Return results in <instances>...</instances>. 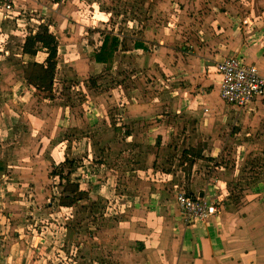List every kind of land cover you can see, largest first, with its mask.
<instances>
[{
  "label": "crops",
  "instance_id": "1",
  "mask_svg": "<svg viewBox=\"0 0 264 264\" xmlns=\"http://www.w3.org/2000/svg\"><path fill=\"white\" fill-rule=\"evenodd\" d=\"M71 1L54 4L50 0H25L23 3L21 0H17L11 18H19L20 15L30 13L33 20L41 19L40 21L45 22L47 26L50 22L53 25L70 20L69 27L73 25L78 29L82 26L79 21L73 19L78 13L71 9L65 15V18L69 20H64L61 12L65 5H72ZM229 3L226 2V5ZM215 5H218L216 0H89L87 6L82 9L87 13L92 10L96 14L93 18L84 17L90 24L89 27L92 22H118L115 27L120 32L114 31V33L125 37L130 43V46L128 44L130 49L133 48L136 41L146 42L150 46L142 67L135 63L133 58L132 62L138 67L137 74H139V82H136L135 78V84L140 90L145 89L151 92L152 98L148 97L150 93H140V97L137 99H132L131 96L128 99L127 97L123 99V102L128 105V115H124V118L128 120L126 126H130L125 130L133 148L143 149L146 145L155 147L157 151L166 148V140L174 138L171 131L156 135H152L148 131L144 138L141 137L140 132L153 116L159 114L161 116L158 118H161L164 114L172 115L174 108H170L169 104L172 103V106L178 108L177 112L181 111L179 125H175L177 135L174 139L177 142L175 148L182 150V156L185 151H194L195 153L202 151V156L209 153L210 155H206V157L213 158L214 165L218 164L217 167L210 166L209 169L213 170V175L219 179L215 188L205 187L204 181L200 179L192 180L191 184H188L186 180L188 171L184 169V166L181 167L180 159L183 158L181 156L176 161L177 167L180 168L175 181L178 180L183 184L186 191L192 196L205 197L211 201L224 200L219 215L208 221L190 223L189 225L184 222L175 224L174 218L165 222L163 216L160 215L165 211H167L166 214H170L165 206L156 208L153 214H150V211L146 214L143 213L145 217L150 215L151 221L137 222L136 219L116 221L110 231L111 235L118 237V242L121 240L123 243L112 245L111 250L114 248L117 252L104 257L100 251L94 256L82 255L86 257L83 262L90 260L89 264H264V161L254 159L257 157L256 154L249 155L248 152H243L248 149H258L261 140L257 141L254 137L248 141L241 140L243 135H248L249 128L256 130L257 127H262L259 126L261 117L259 115L253 117L251 114L252 110L264 100V97L256 100L242 111L229 107L221 98L222 79L214 66L216 62L222 61L226 57L237 55L245 58L247 63L255 65L261 76L264 77V24L260 23V21H264V17L261 14L250 16L253 20L259 21V25L256 24L255 28L252 26L251 30L244 27V30L239 20L236 21L231 15L227 16L224 13L221 16L215 15L217 10H212ZM109 6L113 7L111 11L108 10ZM125 7L127 11H124ZM193 7L204 8L203 16L200 18L202 24H199L198 18L193 16ZM114 10L116 11L108 13ZM2 16L0 14V20ZM168 21L170 22L167 25H175L170 27L171 30H174L175 38L177 40L182 38L177 44L169 41H157V39L168 38L169 28L167 25H162ZM171 21L173 22L171 23ZM215 26L221 29L219 34L232 39L220 44L215 43L214 39L205 42L202 36ZM51 28L57 36L58 31L52 26ZM6 32L5 35L2 30L1 34L0 30V180L2 182H6L8 178L5 173L6 169L10 168V161L24 154H16L15 148L6 147L5 144H2L3 141L8 139L9 135L14 136L11 141H15L19 137L26 143L31 142V145L27 144L25 147V150L26 148L29 150L34 148V141L47 137V132L51 131L49 129L51 100H39L35 96V89L27 84L24 78V69L28 57L23 55L24 41L22 45L13 43L16 41V37L12 33ZM99 32L97 34L101 38V32ZM20 35L23 36V33L21 32ZM72 36L73 34L70 35L71 38ZM183 39L187 41H182ZM199 41L204 44L200 45ZM66 47L68 50L64 52L67 55L66 64L62 66L59 61L56 74V77L59 75L60 80L68 82L79 80V83L86 80L91 85L94 82L96 87L100 74H109L103 65L96 64L94 59L88 56V50L86 57L80 58V61L85 63L88 68L81 66V72L78 73L77 66L74 64L75 59L78 58L76 57V47L72 43ZM157 50H162L161 64H155L158 69H154L152 66L148 68V62L152 61ZM62 52L59 44V58ZM10 56L13 57L10 58ZM119 56L122 55L119 54L117 57L120 66ZM45 57V52H39L36 61L43 63ZM122 58L125 57L122 56ZM90 72L93 74L90 75ZM116 74L111 75L115 76ZM152 74L157 76V84L160 82L159 77L162 78L164 76L161 75L165 74L170 85L164 91L157 92L156 85L150 84V80L146 77L149 76L153 80ZM160 93H165L166 96H163L164 94L160 96ZM136 104L139 109L133 107ZM108 112L105 110L104 114L108 115ZM181 116L184 118L181 119ZM67 118H71L70 113H67L65 119ZM187 119H190L188 132L184 131L186 125L183 123ZM67 121L70 120L67 119ZM101 121L102 128L105 126L104 124L110 122L104 115ZM238 130H241L238 132L239 134H235ZM46 140L43 143L48 144L46 147H51V143ZM81 144L84 145V143L80 142V150ZM170 149L167 148L165 151ZM219 154L223 155V166L219 164ZM155 162H157L156 166H159L155 170L163 169L164 166L170 167V161L165 162L163 157L162 160H159L157 155L154 164ZM186 165L187 163H185ZM193 166L195 171L203 164L194 162ZM215 170L220 173L217 174ZM167 171L170 170L167 169ZM164 173L168 178L169 172ZM21 176L24 179L25 176L28 177V173L21 174ZM34 180L37 181L36 178ZM0 191L5 196V203L0 205L4 208L0 212V226L7 229L9 223L7 224L5 220L1 222V218L4 216L3 212L6 215L10 213L22 214V207L27 208V206L26 203L21 202H17L15 206L10 205V197L13 196L15 199L18 197L22 200L23 198L20 193L11 192L7 185H0ZM35 191L32 190L33 196L40 200L39 193H35ZM40 192L44 196H48V193H45L43 189ZM47 208L59 214L65 211L60 207ZM98 213L103 214L102 211ZM44 217L51 221V213ZM15 226L18 228L23 225L15 224ZM55 226L51 227V231H55L56 235L52 239L53 242L59 244L61 249H64L66 244L65 250H71L73 247L71 244L76 240L63 238L68 234L66 231H69L73 226L67 223L65 227L68 226V228H55ZM83 228L85 227L80 226L79 233L85 236L82 233ZM172 229L180 232L169 233ZM82 236L78 239L79 242L83 241ZM15 237L6 244H2L0 238V264H34L35 250L27 247L19 233L16 232ZM36 238L38 237L31 238V241L37 242ZM95 242L96 250L104 247L103 240L95 239ZM116 246H119V249ZM81 247L82 245L79 246L80 249L83 248ZM68 257L66 256V259ZM114 258H116V262H114Z\"/></svg>",
  "mask_w": 264,
  "mask_h": 264
},
{
  "label": "rangeland",
  "instance_id": "2",
  "mask_svg": "<svg viewBox=\"0 0 264 264\" xmlns=\"http://www.w3.org/2000/svg\"><path fill=\"white\" fill-rule=\"evenodd\" d=\"M21 1L23 3L25 0ZM88 1L72 0V5H65L61 9L64 20H69L65 18L69 10L72 9L78 13L73 18L79 21L82 26L78 29L73 25L69 27L70 20L65 23L61 22L62 24L55 23L53 25L50 22L47 26L45 22L40 21L41 19L33 20L29 15L30 13L20 15V17L18 16L19 18H11L13 10L9 13L11 16L7 17L3 15L0 20L1 34L2 30L4 34L7 33L6 31L12 33L16 37V41L13 43L22 45L25 37L32 31L39 29L40 26L49 27L55 35L51 28L52 26L56 31L61 33L59 35L57 32V36L55 35L63 50L59 58L60 63L62 66L66 64L65 58L67 55L64 52L68 51L66 50V46L69 47L72 43L76 47V57H78L75 59L74 64L77 66V72L80 73L82 68H88L85 63L80 61V58L84 59L86 57L89 46L99 47L100 45V37L97 33L99 31H118V28L115 27L118 22L113 23V21L103 23L92 22L89 27L90 24L86 22L87 19L95 17L96 14L92 10L88 11V13L82 10L87 6ZM216 2L219 6L215 5L212 8L213 11L217 10V14L215 15L221 16L222 13L227 16L231 15L236 21L239 20L244 30L245 28H250L251 30L252 26L255 28L256 24L259 25V21L253 20L250 16L261 14L264 17V0H216ZM226 2L230 3L226 5ZM112 9L113 7L109 6L108 10L111 11ZM116 10L118 11L117 7ZM116 10L108 13L111 14ZM203 10V7H193V16L198 18L199 24H202L200 18L203 16ZM124 11H127L126 7ZM84 17L87 19L85 18V20ZM169 22L162 25H167ZM260 23L264 24V21H260ZM174 26L167 25L169 28L167 32L168 38L157 39V41H169L177 44L182 38L178 40L175 38L173 35L174 30L170 29V27ZM220 30L215 26L202 37L205 42L209 41V39H214V42L219 44L221 42H229L232 38L219 34ZM21 32L23 36L20 35ZM71 34H73L72 38L70 37ZM70 39H72L71 42H69ZM182 41L187 40L183 39ZM128 44L130 46V43ZM180 44L183 45L182 42ZM201 44H204V42H200ZM162 50L155 51L152 61L148 62V68L152 66L154 69H158L155 64H161L160 57L163 55ZM119 59L120 66L117 68V74L115 76L110 73L100 74L97 78L96 87L91 85L89 81L82 79V83H79V80L71 82L63 81L57 75L54 85V98L51 99V125L49 126L51 131L47 132V137L34 141V148L29 150L26 148L27 151L25 147H27V144L31 145V142L26 143L19 137L15 141H11V138L14 137L13 135H9L8 139H5L2 143L6 147L10 146V149L15 148L16 154L24 153L22 156H17L15 160L10 161V168L6 167L5 173L8 175V178L6 182L0 180V185H7L11 192L15 191L22 195L23 200L18 197L16 199L13 196L10 197L11 206H15L17 202H21L26 203L27 208L20 206L23 209L22 214L10 213L6 215L3 212L4 216H2L1 222L5 220L9 225L7 229H3L0 226L1 242L2 244L8 243L16 238V232L19 233L20 238H22L27 247L32 250L34 249L36 252V255L33 256L34 264H89L90 260L83 262V259L86 258L84 256H94L99 251L103 257L115 254L117 251L114 248L111 250L112 245L123 243H121V240L118 242V237L111 235L110 228L114 227V222L121 219H136L137 222L149 221L151 216L147 215L145 217L146 212L150 211L149 213L153 214L155 213L154 210L161 206H165L170 211V214H166L167 211L160 214L163 216L165 222L174 218L175 224H179V222H184L186 225L190 224L184 218L176 202V196L179 192L191 195V193L186 191L183 184L178 180L175 181L180 168L177 167L176 161L182 156V150L180 151L175 148L177 147V142L174 141L175 136L177 137L175 125H179L178 120L181 111L178 110L177 112L176 109L178 108L169 103L170 108H174L172 115L164 114L161 118H158V116H161L159 114L153 116L146 122L145 127L140 132L141 137L144 138V135L148 131L152 135L171 131V135H174V138L166 140V148L158 149V151L151 145H146L143 149L138 147L133 148V145L129 141V135H127V131L125 130V128H130V126H126L128 120L124 118V115H128V105L123 102V99L126 97L128 99L129 96L132 99H137L140 97V93H150L148 94L149 98H152V96L151 92L145 89L140 90L137 84H135V78L136 82H139V74H137L138 67L132 62L133 59L130 57L123 59L122 56H119ZM59 74L61 75L60 72ZM92 74L93 72H90V75ZM161 76L164 77H159L160 82L158 84L157 76L152 74L153 80L151 77L146 76L150 80V84L156 85L158 88L157 92L164 91L170 85L165 74ZM161 94L166 96L165 93H160L159 95L161 96ZM133 107L139 109L137 104ZM105 110L109 111L108 115L104 114ZM203 112H205L204 109ZM67 113L71 115L70 119L67 118L70 121L65 119ZM103 115L110 122L104 124L105 126L102 128L100 125L102 121L100 122V120ZM251 115L253 117L256 115L261 117L259 126L262 127H257L256 130L249 128L248 135H243L241 140L248 141L254 137L257 141L261 140V143L258 149H248L243 152H248L249 155L256 154L257 157H254V159L264 161V100L252 110ZM183 118L184 116H181V119ZM183 123L187 126L184 127V131L188 132L190 119H187ZM130 130L133 132L132 129ZM119 131L120 133H117ZM239 131L241 130L236 131L235 134H239ZM46 139L51 143V147H46L48 144L43 143ZM81 141L84 145L81 144L80 150L79 144ZM167 148L171 149L165 151ZM156 155L159 160H162L163 157L165 162L170 161L171 169L164 166L163 169L159 168L155 170L159 167L156 166L157 162L154 164ZM206 155L209 156L210 154ZM206 155L194 161L198 164H203L201 168L197 167L195 171L193 170L195 165L191 168L190 164L186 161L184 162V158L180 159L181 167L184 166V169L188 171L186 174L188 184H191L192 180L200 179L204 181L205 187L215 188L218 185L219 179L213 175V170L209 168L210 166L215 168L218 164L217 166L214 165L215 160L211 157L207 158ZM218 157H220L219 164L223 166V155L219 154ZM66 159H76L83 162L84 166L75 172L74 177L79 179L80 190L89 192V197L78 206L72 208L60 207V209L65 211L59 214L47 208L58 207L59 197L63 193L60 179L58 177L51 179V173L53 172L54 165ZM185 163L188 166H185ZM167 169L170 171H167ZM164 172H169L168 178H166ZM215 172L217 174L220 173L216 170ZM27 173L29 178L25 176L22 179L21 174ZM31 176L33 177L31 178ZM34 177L37 181L34 180ZM42 189L45 193H48V196L41 194L40 190ZM32 190H36L35 193H39L40 200H37L33 196ZM123 202L125 203L124 205ZM221 202L223 203L224 200ZM4 203L5 196L0 191V205ZM3 210L4 208L0 206V212ZM101 211L103 214L98 213ZM48 213H51V221L49 218L44 217ZM66 223L73 227L69 231H66L68 234L63 239L68 240L71 238L76 240L71 244L73 245L71 250H65L66 244L64 249H61V246L52 240L56 235L55 231H51V227L56 225L55 228H68V226L65 227ZM15 224L23 226L17 228ZM101 225H103V228H101ZM80 226L85 227L82 229V233L85 236L79 233ZM142 228L143 225L141 226ZM171 232L173 234V232L179 233L180 231L172 229L169 233ZM80 236H82V242L78 240ZM33 237H38L35 240L37 242L31 241ZM95 239L98 241L103 240L104 247L96 250ZM80 245H82V249L79 248ZM119 246H116L117 249H119ZM66 256H69L67 258L69 261H67ZM115 259H113L114 262H116Z\"/></svg>",
  "mask_w": 264,
  "mask_h": 264
},
{
  "label": "trees",
  "instance_id": "3",
  "mask_svg": "<svg viewBox=\"0 0 264 264\" xmlns=\"http://www.w3.org/2000/svg\"><path fill=\"white\" fill-rule=\"evenodd\" d=\"M54 4H61L69 0H50ZM99 47L89 46L88 56L93 58L96 64L103 65L110 74H116L119 63L117 57H130L139 66H143L149 53L150 46L146 42L136 41L133 48L128 47L125 37L115 34L113 31H102ZM24 57H28L24 78L29 86L35 89V96L39 100H51L54 98L55 78L59 66V41L49 27L40 26L32 31L22 45ZM39 52H45L43 63L36 61ZM243 60L245 58L241 57ZM246 62V60H245ZM93 82V80H92ZM95 86V83H92ZM202 151H185L184 161L192 168L196 158H202ZM84 166L83 162L76 159H66L53 166L51 179L58 177L63 187V193L59 197L58 207L72 208L78 206L83 200L88 199L89 192L80 190L79 179L74 177L75 172ZM190 195V194H189ZM192 196V195H191Z\"/></svg>",
  "mask_w": 264,
  "mask_h": 264
},
{
  "label": "built area",
  "instance_id": "4",
  "mask_svg": "<svg viewBox=\"0 0 264 264\" xmlns=\"http://www.w3.org/2000/svg\"><path fill=\"white\" fill-rule=\"evenodd\" d=\"M17 0H0V14L10 16ZM215 69L221 76L220 94L229 107L244 110L256 100L264 97V77L259 69L234 55L215 63ZM177 205L189 223L208 221L219 215L223 203L211 201L205 197L191 196L179 192L176 196Z\"/></svg>",
  "mask_w": 264,
  "mask_h": 264
}]
</instances>
